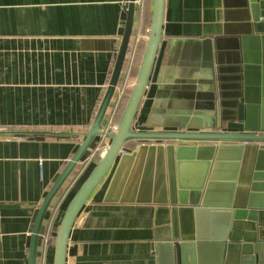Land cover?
Listing matches in <instances>:
<instances>
[{
    "label": "crops",
    "instance_id": "0c3cea01",
    "mask_svg": "<svg viewBox=\"0 0 264 264\" xmlns=\"http://www.w3.org/2000/svg\"><path fill=\"white\" fill-rule=\"evenodd\" d=\"M127 3L0 0V264H27L39 205L89 130L108 86ZM239 3L165 0L162 40L134 129L175 128L164 124L177 121L180 116L173 109L190 101L183 95L182 81L195 70L201 76L202 42L210 39L216 52L218 40L225 58L239 51L235 47L245 29ZM150 8L151 0H143L135 10L128 49L133 58L136 43L135 64L139 46L147 37L150 23L145 16ZM131 81L120 74L101 128L109 120L117 124L114 117L119 102L113 110L115 100L121 90L120 100L127 96ZM100 139L92 143L53 199L41 233L47 224L53 230L56 227L64 194L67 188H75L91 164ZM133 149L124 147L122 153ZM112 172L78 214L69 236L66 264H156L153 244L168 235L169 208L103 202ZM39 238L36 264H51L53 248H43Z\"/></svg>",
    "mask_w": 264,
    "mask_h": 264
},
{
    "label": "water",
    "instance_id": "95a60500",
    "mask_svg": "<svg viewBox=\"0 0 264 264\" xmlns=\"http://www.w3.org/2000/svg\"><path fill=\"white\" fill-rule=\"evenodd\" d=\"M134 1L124 8L113 70L90 128L39 205L27 264L37 263L41 228L53 199L103 134L134 26ZM239 4L245 18L235 47L239 51L225 58L218 40L216 52L211 40H204L201 76L195 70L182 81L190 101L173 109L180 116L176 123L164 124L175 128L145 131L134 129L133 123L150 82L165 11V0H151L144 50L125 107L106 134L107 148L58 220L51 264H66L73 224L112 170L103 202L169 208L168 235L153 244L156 264H264V0ZM194 65L199 67V55ZM131 140L141 143L122 153Z\"/></svg>",
    "mask_w": 264,
    "mask_h": 264
},
{
    "label": "built area",
    "instance_id": "2783aa9c",
    "mask_svg": "<svg viewBox=\"0 0 264 264\" xmlns=\"http://www.w3.org/2000/svg\"><path fill=\"white\" fill-rule=\"evenodd\" d=\"M134 3H135V8H141L142 7V4H143V0H135ZM136 40H139V38L137 37ZM130 45H131V43L129 42V46ZM135 47H136V43H135V45L133 47L134 53H135ZM128 49H129V47H128ZM134 53H133V58H134ZM133 58L132 57L130 58L128 56V51H127L126 59L124 61L123 69H122V72H121L122 74L125 75V78L132 79V81L127 86L128 87V91L130 90V88L132 86V83L134 81V78H135L133 76V70L138 67V64H135V62H133ZM126 91H127V88H126ZM121 94H123V90H121L120 95ZM120 95L115 100V106H114L113 110L117 106L118 102H120L119 101L120 100ZM115 126H116V124L112 123V121L109 120L108 125L105 128H102L103 134L101 136H99L101 139H100V143H99V145L97 147L98 150L101 149V147H102L101 155L103 154V152L107 148L108 142H109L106 134L108 132L113 131V129L115 128ZM151 142H153V141H151ZM154 142H156V141H154ZM94 155L95 154L93 153L91 157L93 158ZM55 229H56V227L53 230L51 224H47L44 232L43 233H40L41 241L43 242V245H42L43 248L46 249V247L48 245L52 246V248H53V243L51 242V240L53 239V235H54Z\"/></svg>",
    "mask_w": 264,
    "mask_h": 264
},
{
    "label": "trees",
    "instance_id": "16d2710c",
    "mask_svg": "<svg viewBox=\"0 0 264 264\" xmlns=\"http://www.w3.org/2000/svg\"><path fill=\"white\" fill-rule=\"evenodd\" d=\"M145 21H146L147 24L150 23V12L149 11L147 12V15L145 16ZM144 45H145V43H143V44H141L139 46L138 56L136 58V62H137L138 65H139V63L141 61L142 53H143V50H144ZM137 69L138 68H135L133 70V76L134 77L136 76ZM126 100H127V96L123 97L120 100V102H119V105H118V108H117V111H116V114H115V117H114V120H115L116 123L119 121V119L121 117V114H122L123 109H124L125 104H126ZM134 123H137L136 120L134 121ZM138 123H139V121H138ZM139 143H141V140H131L130 142H128L127 144H125V147H127V148H135V146L137 144H139ZM85 156H86V154H85ZM100 156H101V153L100 154H97L96 156L95 155L93 156V160H92L91 164L87 167V169L84 172L83 176L78 181L76 187L71 192V194L69 195V197L67 198V200L64 202V204L62 206V209H61V215H62V212H63L64 208L66 207L67 203L69 202L70 198L72 197V195L74 194V192L77 190V188L80 186V184L84 181V179L87 177V175L89 174V172L91 171V169L94 167V165L96 164V162L100 159ZM53 241L54 240L52 239L51 242L53 243ZM51 260H52V252H51Z\"/></svg>",
    "mask_w": 264,
    "mask_h": 264
},
{
    "label": "rangeland",
    "instance_id": "374dc122",
    "mask_svg": "<svg viewBox=\"0 0 264 264\" xmlns=\"http://www.w3.org/2000/svg\"><path fill=\"white\" fill-rule=\"evenodd\" d=\"M127 90H128V87H127ZM94 145V144H93ZM92 150V149H91ZM93 151H94V154H95V156L97 155V154H100L101 153V151H102V147H101V149H99L98 150V148L96 149V146H95V148L93 149ZM98 152V153H97ZM80 180V178L78 179V181ZM77 181V182H78ZM76 187V186H75ZM74 190V187H72V188H67V192H66V194H64V195H66V200H67V198L69 197V195L71 194V192ZM64 193V192H63ZM58 199V198H57ZM56 199V200H57ZM59 200V199H58ZM64 202H65V198H64V200L62 201V205H61V207L63 206V204H64ZM62 209V208H61ZM56 226H57V224H56ZM51 233V232H50Z\"/></svg>",
    "mask_w": 264,
    "mask_h": 264
}]
</instances>
